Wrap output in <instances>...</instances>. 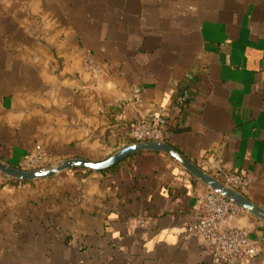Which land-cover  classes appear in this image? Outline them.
I'll return each instance as SVG.
<instances>
[{
	"label": "crops",
	"instance_id": "obj_1",
	"mask_svg": "<svg viewBox=\"0 0 264 264\" xmlns=\"http://www.w3.org/2000/svg\"><path fill=\"white\" fill-rule=\"evenodd\" d=\"M180 91L166 144L207 174L247 176L244 196L264 210V0H0L3 164L103 162ZM133 157L34 182L0 173V264H213L185 239L208 188L166 154ZM234 225L264 264V222L245 213Z\"/></svg>",
	"mask_w": 264,
	"mask_h": 264
},
{
	"label": "built area",
	"instance_id": "obj_2",
	"mask_svg": "<svg viewBox=\"0 0 264 264\" xmlns=\"http://www.w3.org/2000/svg\"><path fill=\"white\" fill-rule=\"evenodd\" d=\"M85 67L92 73L98 72L92 56L85 59ZM141 90L135 88L131 102L141 106ZM188 100V93L180 91L170 107L154 108V113L142 121L135 122L125 129L122 140L135 144L163 143L166 144V130L170 117L179 119L183 116ZM32 171L47 170L44 156L30 154L26 158ZM224 188L244 193L250 188L252 181L245 175L218 170L209 174ZM200 208L195 223L191 224L185 234V239L198 237L205 245L213 264H253L260 256L259 244L252 240L251 232L237 227L234 221L247 213L235 203L227 200L221 194L210 189L199 198ZM137 225L144 227L142 219Z\"/></svg>",
	"mask_w": 264,
	"mask_h": 264
},
{
	"label": "water",
	"instance_id": "obj_3",
	"mask_svg": "<svg viewBox=\"0 0 264 264\" xmlns=\"http://www.w3.org/2000/svg\"><path fill=\"white\" fill-rule=\"evenodd\" d=\"M143 152H156L166 154L167 156L175 160L178 164H180L185 169V171H187L196 180L204 184L208 189L221 194L227 200L235 203L236 205L244 209L247 213L264 222V210L253 204L243 194L224 188V186H222L209 174L194 166L175 149L163 143L135 144L103 162L97 163L83 159H75L65 161L55 168L39 171H23L7 166L0 162V173L11 180H17L20 182H34L54 178L64 171L89 170L92 172H105L118 166L127 158L136 156Z\"/></svg>",
	"mask_w": 264,
	"mask_h": 264
},
{
	"label": "trees",
	"instance_id": "obj_4",
	"mask_svg": "<svg viewBox=\"0 0 264 264\" xmlns=\"http://www.w3.org/2000/svg\"><path fill=\"white\" fill-rule=\"evenodd\" d=\"M130 146H131L130 143H127V142H125L123 140H120L119 145H118V148L116 150V154L119 153V152H121V151H123V150H125L126 148H128ZM133 158L134 157H129L125 161H123L121 164H119L118 166L112 168L111 170L102 172V173L113 172V171L117 170L120 166H122L123 164L130 162ZM19 170L32 171V168L31 169H19ZM83 171L85 173H87V174H91L92 173V171H89V170H83ZM13 181H15L16 183H23V182H20V181H17V180H13Z\"/></svg>",
	"mask_w": 264,
	"mask_h": 264
},
{
	"label": "rangeland",
	"instance_id": "obj_5",
	"mask_svg": "<svg viewBox=\"0 0 264 264\" xmlns=\"http://www.w3.org/2000/svg\"><path fill=\"white\" fill-rule=\"evenodd\" d=\"M48 169H50V168H48Z\"/></svg>",
	"mask_w": 264,
	"mask_h": 264
}]
</instances>
